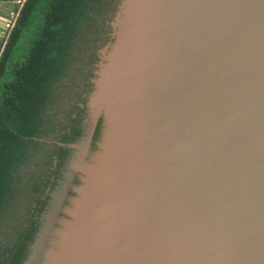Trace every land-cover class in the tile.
<instances>
[{
	"label": "water",
	"instance_id": "obj_1",
	"mask_svg": "<svg viewBox=\"0 0 264 264\" xmlns=\"http://www.w3.org/2000/svg\"><path fill=\"white\" fill-rule=\"evenodd\" d=\"M0 264H264V0H114Z\"/></svg>",
	"mask_w": 264,
	"mask_h": 264
},
{
	"label": "trees",
	"instance_id": "obj_2",
	"mask_svg": "<svg viewBox=\"0 0 264 264\" xmlns=\"http://www.w3.org/2000/svg\"><path fill=\"white\" fill-rule=\"evenodd\" d=\"M114 0H25L0 52V229L48 141Z\"/></svg>",
	"mask_w": 264,
	"mask_h": 264
},
{
	"label": "crops",
	"instance_id": "obj_3",
	"mask_svg": "<svg viewBox=\"0 0 264 264\" xmlns=\"http://www.w3.org/2000/svg\"><path fill=\"white\" fill-rule=\"evenodd\" d=\"M12 1V0H0V2ZM14 2V1H13ZM17 10V9H16ZM10 11H15L11 6L0 5V52L5 42L4 34V20L9 16Z\"/></svg>",
	"mask_w": 264,
	"mask_h": 264
},
{
	"label": "built area",
	"instance_id": "obj_4",
	"mask_svg": "<svg viewBox=\"0 0 264 264\" xmlns=\"http://www.w3.org/2000/svg\"><path fill=\"white\" fill-rule=\"evenodd\" d=\"M15 2L16 6H17V10L15 11H10L9 12V16L4 20V34H5V38L9 32V30L11 29V27L14 24L18 9L20 8V6L23 4V2L25 0H12Z\"/></svg>",
	"mask_w": 264,
	"mask_h": 264
}]
</instances>
